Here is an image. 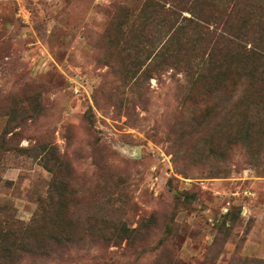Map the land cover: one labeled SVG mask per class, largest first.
<instances>
[{"label":"rangeland","instance_id":"1","mask_svg":"<svg viewBox=\"0 0 264 264\" xmlns=\"http://www.w3.org/2000/svg\"><path fill=\"white\" fill-rule=\"evenodd\" d=\"M147 12L146 0H0V233L36 218L46 239L79 242L0 264H264V67L256 91L247 71L240 88L260 125L231 145L229 127L189 122L207 96L182 65L146 70L159 29ZM214 144L224 175L209 173Z\"/></svg>","mask_w":264,"mask_h":264},{"label":"trees","instance_id":"2","mask_svg":"<svg viewBox=\"0 0 264 264\" xmlns=\"http://www.w3.org/2000/svg\"><path fill=\"white\" fill-rule=\"evenodd\" d=\"M165 2L146 0L149 16L142 23L159 27L148 39L146 70L152 75L156 67L182 65L190 89L203 90L207 96L202 111L190 115L189 122L195 126H227L228 143H243V138L251 143L250 128L239 126H251L253 132L260 125L256 116L257 99L255 102L247 99L240 88L244 71L252 76L254 90L260 87L258 68L264 67V0H170L168 6L172 8L167 9ZM184 11L189 16L182 15ZM215 132L213 128L203 133L213 137ZM211 153L217 166L210 175L226 174L227 146L214 144L213 148L210 146ZM65 215V212L60 215L58 224L62 231L70 227ZM35 222L36 218L27 225L19 223L17 230L8 226L0 233L3 259L20 251L48 256L52 247L63 250L73 243L78 245L77 240L68 236L70 232L53 231L46 239L48 229L42 234L36 233ZM36 226L44 227L39 223ZM16 233L19 238L9 239Z\"/></svg>","mask_w":264,"mask_h":264}]
</instances>
